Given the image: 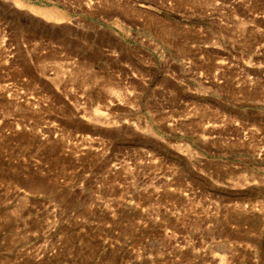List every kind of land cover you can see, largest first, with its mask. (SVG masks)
<instances>
[{"label": "rangeland", "instance_id": "374dc122", "mask_svg": "<svg viewBox=\"0 0 264 264\" xmlns=\"http://www.w3.org/2000/svg\"><path fill=\"white\" fill-rule=\"evenodd\" d=\"M0 264H264V0H0Z\"/></svg>", "mask_w": 264, "mask_h": 264}, {"label": "bare ground", "instance_id": "6f19581e", "mask_svg": "<svg viewBox=\"0 0 264 264\" xmlns=\"http://www.w3.org/2000/svg\"><path fill=\"white\" fill-rule=\"evenodd\" d=\"M18 5H19V3H18ZM45 12H48V13H50V11H49V10H46Z\"/></svg>", "mask_w": 264, "mask_h": 264}]
</instances>
